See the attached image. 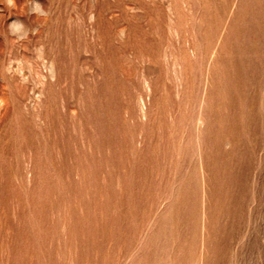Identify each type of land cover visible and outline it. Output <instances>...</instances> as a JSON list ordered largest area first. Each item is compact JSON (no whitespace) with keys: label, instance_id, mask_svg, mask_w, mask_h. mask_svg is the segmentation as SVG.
<instances>
[{"label":"rangeland","instance_id":"1","mask_svg":"<svg viewBox=\"0 0 264 264\" xmlns=\"http://www.w3.org/2000/svg\"><path fill=\"white\" fill-rule=\"evenodd\" d=\"M39 2L0 5V264H264V0Z\"/></svg>","mask_w":264,"mask_h":264},{"label":"clouds","instance_id":"2","mask_svg":"<svg viewBox=\"0 0 264 264\" xmlns=\"http://www.w3.org/2000/svg\"><path fill=\"white\" fill-rule=\"evenodd\" d=\"M31 7L28 10V15L35 14V16H46L44 6L39 2V0H30ZM0 5L9 10H15L18 7L17 0H0ZM2 11V9H0ZM11 16H9L10 18ZM7 30L10 36L17 40L26 39L29 36V30H27L26 25L20 19L12 20L11 23L7 24Z\"/></svg>","mask_w":264,"mask_h":264}]
</instances>
